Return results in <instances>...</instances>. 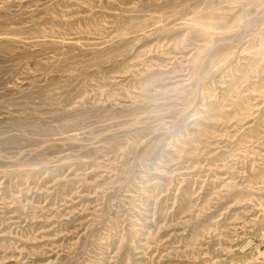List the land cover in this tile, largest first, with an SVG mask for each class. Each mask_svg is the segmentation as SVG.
Returning a JSON list of instances; mask_svg holds the SVG:
<instances>
[{"label":"rangeland","instance_id":"rangeland-1","mask_svg":"<svg viewBox=\"0 0 264 264\" xmlns=\"http://www.w3.org/2000/svg\"><path fill=\"white\" fill-rule=\"evenodd\" d=\"M264 0H0V264H264Z\"/></svg>","mask_w":264,"mask_h":264},{"label":"built area","instance_id":"built-area-1","mask_svg":"<svg viewBox=\"0 0 264 264\" xmlns=\"http://www.w3.org/2000/svg\"><path fill=\"white\" fill-rule=\"evenodd\" d=\"M263 248H264V243H263Z\"/></svg>","mask_w":264,"mask_h":264}]
</instances>
